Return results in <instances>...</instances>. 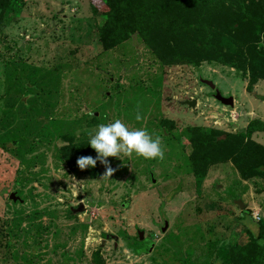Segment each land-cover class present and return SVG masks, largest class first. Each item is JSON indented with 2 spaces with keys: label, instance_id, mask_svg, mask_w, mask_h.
<instances>
[{
  "label": "rangeland",
  "instance_id": "obj_1",
  "mask_svg": "<svg viewBox=\"0 0 264 264\" xmlns=\"http://www.w3.org/2000/svg\"><path fill=\"white\" fill-rule=\"evenodd\" d=\"M100 24L88 0H11L0 32V264H97L94 253L100 264H224L222 250L257 233L252 213L264 223V180L221 163L198 182L182 130L264 122V80L248 92L247 75L216 63L163 66L139 38L104 50ZM115 119L160 136L164 159L109 157V178L101 164L96 179L70 171L63 135L89 141ZM252 140L264 146V132Z\"/></svg>",
  "mask_w": 264,
  "mask_h": 264
},
{
  "label": "trees",
  "instance_id": "obj_2",
  "mask_svg": "<svg viewBox=\"0 0 264 264\" xmlns=\"http://www.w3.org/2000/svg\"><path fill=\"white\" fill-rule=\"evenodd\" d=\"M94 16L101 18L98 38L104 50L129 39L139 38L163 66H195L216 63L248 76L246 91L264 80V0H88ZM11 0H0V32ZM173 129V122L161 121ZM264 132V122L250 120L235 132L187 127L182 130L191 153L190 166L201 182L217 164L232 163L242 179L264 180V146L252 140ZM59 155L66 167L90 179L99 176L95 168L81 171L80 156L92 155L88 140L63 135ZM250 214V213H249ZM262 221V220H261ZM257 233L246 230L247 241L221 251L224 264H264V223ZM98 253L94 261L100 264Z\"/></svg>",
  "mask_w": 264,
  "mask_h": 264
},
{
  "label": "clouds",
  "instance_id": "obj_3",
  "mask_svg": "<svg viewBox=\"0 0 264 264\" xmlns=\"http://www.w3.org/2000/svg\"><path fill=\"white\" fill-rule=\"evenodd\" d=\"M135 119H143L137 110ZM88 145L96 153L80 156L76 160V166L81 170L95 168L97 163L103 165L102 178L112 177L114 169L108 158H119L121 155L131 157L133 153L144 159H164V147L160 136L153 137L146 129H130L121 119H115L109 123H101L97 126L95 134H89Z\"/></svg>",
  "mask_w": 264,
  "mask_h": 264
},
{
  "label": "water",
  "instance_id": "obj_4",
  "mask_svg": "<svg viewBox=\"0 0 264 264\" xmlns=\"http://www.w3.org/2000/svg\"><path fill=\"white\" fill-rule=\"evenodd\" d=\"M200 82L203 83L204 85L208 86L212 91H214V99L216 101H218L219 103H221L224 106L230 107L232 108L234 106V100L232 97H224L221 95V93L216 89L215 84L210 81V80H205V79H200ZM186 104L190 107H193L195 104V101H191V102H186ZM236 204L239 206V209L241 211H245L246 206L241 202V201H237ZM168 226L167 222L164 223V228L162 229V231H164L166 229V227ZM142 238V235L140 233V239Z\"/></svg>",
  "mask_w": 264,
  "mask_h": 264
},
{
  "label": "built area",
  "instance_id": "obj_5",
  "mask_svg": "<svg viewBox=\"0 0 264 264\" xmlns=\"http://www.w3.org/2000/svg\"><path fill=\"white\" fill-rule=\"evenodd\" d=\"M252 218L256 223L261 221V217L257 213H252Z\"/></svg>",
  "mask_w": 264,
  "mask_h": 264
}]
</instances>
